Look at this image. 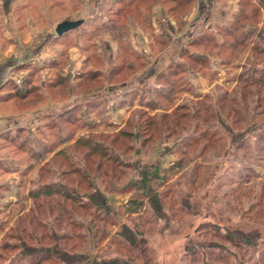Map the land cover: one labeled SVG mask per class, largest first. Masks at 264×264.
Returning <instances> with one entry per match:
<instances>
[{"label":"rangeland","instance_id":"obj_1","mask_svg":"<svg viewBox=\"0 0 264 264\" xmlns=\"http://www.w3.org/2000/svg\"><path fill=\"white\" fill-rule=\"evenodd\" d=\"M20 1L0 0V51L18 47V56L23 41L55 36L0 79V264H59L46 251L54 215L21 223L35 203L53 201L69 214L56 233L86 240L89 259L80 264H201L206 249L222 248L224 263L212 264H264V0H195L179 10L167 0L147 11L130 0H64V10L54 4L49 12L52 0H36V13ZM32 15L38 27H16L11 41L1 40L4 16ZM62 24L70 29L58 34ZM174 110L182 119L169 130ZM89 166L121 176L104 178L116 191L106 193L119 213L114 225L91 222L55 196L33 202L47 190L71 196L65 184L80 182ZM153 169L167 177L158 189L172 201L165 220L153 216L148 197L117 191ZM121 227L142 232L143 248H130Z\"/></svg>","mask_w":264,"mask_h":264},{"label":"trees","instance_id":"obj_2","mask_svg":"<svg viewBox=\"0 0 264 264\" xmlns=\"http://www.w3.org/2000/svg\"><path fill=\"white\" fill-rule=\"evenodd\" d=\"M26 1H35L36 0H25ZM137 1V8L140 10L142 8H144L147 11V8H149V10H151L153 4H159L163 7H165L164 2H166L167 0H130V3H135ZM162 1V3H161ZM170 2L172 1L173 3H175L173 6L168 7L169 9L173 10L174 8L179 10L178 7H181L183 5H190L193 1L195 0H169ZM262 1V0H261ZM260 1V2H261ZM71 3V0L69 1ZM150 2V3H149ZM148 3V4H147ZM56 4L57 7H59V11L64 10L65 7V1L64 0H52L50 1V3H48L46 10L49 12V10H51L53 8V5ZM54 5V7L56 6ZM30 6L29 4L27 5H23V7H27ZM44 6V5H43ZM45 7V6H44ZM70 6L67 5V8H69ZM38 11L39 12H43L42 8L39 4L38 6ZM167 11V10H166ZM173 12V11H172ZM39 16H42L38 13ZM1 27V26H0ZM261 39H264V36H259ZM253 53H257L255 51V49H252ZM194 57V56H193ZM118 68H121V65H118ZM58 75V74H57ZM58 81H63L64 79H62L61 74H59L56 78ZM47 80V79H46ZM89 81H92L95 83V81H98L96 79V75L95 72H92V75H90L89 77ZM88 81V82H89ZM50 83V82H49ZM87 85L86 81L83 82L82 84H78V88L83 87ZM50 88V87H49ZM58 87H51V89H55ZM165 115V114H164ZM182 114H178L175 110L173 111V113H171V120L166 117V120L164 122H167L169 124H167V128L170 130V126L172 123H176L179 124V122L182 119ZM138 118V115L133 116V120H128L126 125H130L134 120H136ZM161 125V123L159 124ZM166 125V123H165ZM123 133H128V132H123ZM129 134V133H128ZM113 142V141H112ZM235 142V141H234ZM112 159V156H109ZM117 160V158H116ZM113 163H117L115 161V159L113 158ZM111 163V164H113ZM110 171L105 170L104 172L100 170V167L97 166L95 169H93L91 166H89L85 172L81 175V181L79 182V180H77L76 182L71 179L69 182L72 184H65L64 187L67 188L69 192H71V196H66V194H64L62 191H57L54 193H49L50 190H47L48 192L42 193V194H33L31 196V198L33 199V202H37L39 197L45 198V199H50L51 196H55V198L59 199V200H63L65 202H69L71 203L70 205V210L71 212H73V207L79 206V209L81 211H87L88 215L90 216V221H96V219H98V221L103 224L105 227H109L111 225H114V223L116 222L113 218H117L119 217V213L116 212L115 210H113L110 207L109 204V197L107 193V190L110 193L116 192L115 188H111L108 181H106L104 178H108L107 175H111L110 178L111 179H121V176L114 172L110 166ZM153 172L147 171V172H141L138 176V178L136 180H134L133 182H131L132 184L129 186H127L126 188H123L121 190H117L119 191V193H123L122 191H125L126 193L133 191L134 193H141L140 197L145 198L148 197V201L147 204L149 206V209L151 210V212L153 213V216H155V218L157 220H165L167 217H169V215L163 211L164 209H169V210H173L172 207V201L171 200H167V198H163V194H161V192L158 191L159 187L161 186V184L164 183V180L167 178L165 175L163 178V176H159L156 172L155 169H153ZM90 172H95L97 173V175L94 177V179L90 180L89 174ZM101 180L100 182L103 183L104 188H101L97 182H94L95 180ZM75 183L77 185H75ZM83 191V192H80ZM170 191V190H169ZM169 195V194H168ZM77 198H80V200H77ZM166 206V208H165ZM187 210H189V207H185ZM129 206L127 205L126 210L125 211H129ZM67 208L61 204H59L57 201H53V205L52 204H48L47 206L43 207V203L42 202H38L35 203L32 208L29 210L28 212V219L24 218L21 220V223L25 224V221L27 220V222L32 223L33 220H35L34 218L37 216H45V218L48 217V215H54L52 217V225L51 226L52 230L47 233V238H50L52 240H50L52 242L51 247L47 248V252L50 254L54 255V258L58 261L59 264H80V262H78L79 259H83V257L85 258V260L89 259V255L87 254V251L85 250V248L83 249L82 247L86 244V240L84 238V236L81 235V233L79 234H57L56 230L54 229V226H58L61 221L63 220V218H68L69 214L67 213ZM56 212V213H55ZM104 213L107 216H103V217H99L97 216L98 213ZM55 213V214H54ZM96 214V216H95ZM178 215L175 214V216ZM71 227H73V224L70 223L68 224ZM48 226V227H49ZM77 227V226H76ZM95 228L97 229V232L99 231V229H101V227L99 226H95ZM129 229V228H128ZM127 228L125 227H121V231L120 235L123 237V239L127 242V245L130 248H134V247H140L144 246V234L141 232H131L129 231ZM147 232V231H146ZM99 233V232H98ZM233 235H240L237 232H233ZM62 236V237H61ZM60 237V238H59ZM101 237V236H100ZM139 237V238H138ZM74 238L77 242V244L75 246H69L67 248V246L65 244H60L58 243V240H62L65 243L66 239H71ZM227 241H229V239H227ZM243 243L240 244H236L237 248L240 250L242 249L240 245H242ZM62 246V247H61ZM29 247H33V246H27L26 244H22L21 245V250L23 249L25 252V255L30 256L33 255L32 252H28L26 250H31L29 249ZM203 247V246H202ZM204 247L207 248V245H204ZM26 248V250H25ZM18 249V248H17ZM225 249L227 248H222V253L225 251ZM22 250V251H23ZM215 254V252L213 251H209L208 249L205 250L204 253V259L202 260L201 264H212L211 262L214 259H219L221 258V254ZM129 257L134 259V256L132 253L129 252ZM231 256L233 257V255L231 254ZM145 259V256L143 257ZM145 261V260H144ZM198 261V260H197ZM219 261L223 262V258L219 259ZM32 263V262H31ZM91 264H130L128 260H122L120 261L119 259H109L106 260V262H99V261H93L91 262Z\"/></svg>","mask_w":264,"mask_h":264},{"label":"crops","instance_id":"obj_3","mask_svg":"<svg viewBox=\"0 0 264 264\" xmlns=\"http://www.w3.org/2000/svg\"><path fill=\"white\" fill-rule=\"evenodd\" d=\"M9 1H11V0H7V2H9ZM19 4H20V6L29 4L31 6V9L33 11H35V13H36V9L34 6L36 4L35 1H32V2L26 1L25 2V0H23V1L21 0L19 2ZM82 11H83V9L80 10V12H82ZM71 15H73V14L69 13L68 17H71ZM65 17H66L65 19H67V16H65ZM33 18H34V15L27 17V19L23 18L21 20V22H19L18 20L14 19L13 17L8 18L7 16H4V21L8 22V29L3 31V34L1 35V40L4 43L11 41L12 37L10 36V38H9L8 34L10 35L11 30L16 29V27L20 28V27H24L25 25H27L28 27H36L38 24L36 22L32 24ZM53 23L56 24V21L53 20L52 24ZM54 36H55L54 34L52 35V34L46 32V34H44V35H41V34L39 35L40 40L38 38V39H34L33 42H32V40L26 41V43H24V41H23V45L21 46V48L26 46V51H23L18 55L20 59L18 58L17 53H16V50L18 47H13L12 50H11V48H9V49L5 48L4 50L0 51V79H1V77H3V75L7 74L10 69L12 70L13 68H17L21 65L22 66L20 68H22L26 62H29V61H25V59H24V56L26 54L31 53L33 51H36L38 49L42 50L43 48H45V49L48 48L49 47L48 43L50 40L54 39ZM43 39L45 41H43ZM14 40H16V39H14ZM41 41L44 43H41ZM41 52L42 51H40V53L37 55V57L42 56L43 52L42 53ZM70 56H72V52H70ZM74 56L75 55L73 54L72 58ZM3 124H5V123L0 122V130H4L6 128Z\"/></svg>","mask_w":264,"mask_h":264},{"label":"water","instance_id":"obj_4","mask_svg":"<svg viewBox=\"0 0 264 264\" xmlns=\"http://www.w3.org/2000/svg\"><path fill=\"white\" fill-rule=\"evenodd\" d=\"M68 29H70L68 25L62 24L58 26V28L56 29V32L58 34H61L63 31H67Z\"/></svg>","mask_w":264,"mask_h":264}]
</instances>
